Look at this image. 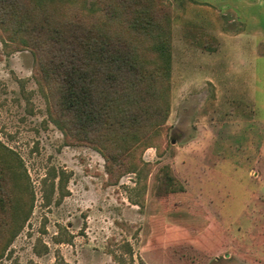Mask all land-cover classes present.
Instances as JSON below:
<instances>
[{
    "label": "rangeland",
    "instance_id": "1",
    "mask_svg": "<svg viewBox=\"0 0 264 264\" xmlns=\"http://www.w3.org/2000/svg\"><path fill=\"white\" fill-rule=\"evenodd\" d=\"M104 1L107 8L117 0ZM136 1L155 15L170 8L178 60L182 23L203 24L213 14L202 0ZM51 5L66 17L106 15L100 0ZM236 24L227 26L240 29ZM33 68L32 53L0 32V142L19 156L27 175L23 205L32 199L0 264H264V162L246 175L236 162L203 159L206 91L187 93L178 81L161 145L134 153L132 171L108 173L98 150L65 138L51 121ZM255 117L264 118L262 107Z\"/></svg>",
    "mask_w": 264,
    "mask_h": 264
},
{
    "label": "trees",
    "instance_id": "2",
    "mask_svg": "<svg viewBox=\"0 0 264 264\" xmlns=\"http://www.w3.org/2000/svg\"><path fill=\"white\" fill-rule=\"evenodd\" d=\"M52 2L0 0L2 37L32 53L34 80L65 138L98 150L108 173L132 171V155L158 148L168 131L170 8L155 15L136 0L107 8L100 0L106 15L66 17ZM183 34L202 48L215 42L194 26ZM25 177L19 156L0 142V257L31 211L32 199L22 202Z\"/></svg>",
    "mask_w": 264,
    "mask_h": 264
},
{
    "label": "crops",
    "instance_id": "3",
    "mask_svg": "<svg viewBox=\"0 0 264 264\" xmlns=\"http://www.w3.org/2000/svg\"><path fill=\"white\" fill-rule=\"evenodd\" d=\"M216 1H200L213 11L203 24L182 23L179 60L171 34L170 113L178 81L187 93L206 91L205 118L199 124L203 159L236 162V169L249 175L247 168L264 162V118L255 117L258 106L264 110V0ZM240 8L247 11L245 17L238 13ZM233 21L240 29L227 26ZM188 26L200 29L214 44L202 48L185 40Z\"/></svg>",
    "mask_w": 264,
    "mask_h": 264
}]
</instances>
